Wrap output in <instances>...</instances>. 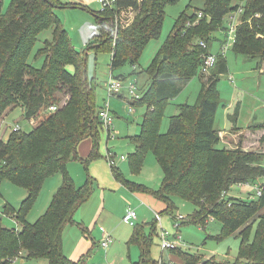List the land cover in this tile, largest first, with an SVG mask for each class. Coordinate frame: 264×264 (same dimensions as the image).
<instances>
[{
	"label": "trees",
	"instance_id": "obj_1",
	"mask_svg": "<svg viewBox=\"0 0 264 264\" xmlns=\"http://www.w3.org/2000/svg\"><path fill=\"white\" fill-rule=\"evenodd\" d=\"M11 1L5 11L4 1L0 0V117L15 105L24 106L26 119L46 111L32 130L12 131L7 140L0 136V183L12 181L28 191L19 212L13 211L12 206L3 208V215H13L20 228L3 226L0 216V264H11L15 257L46 258L49 264H93L89 252L79 260L66 255L62 238L65 224L91 197L94 187L90 175L84 185L78 186L68 171V163L78 158V147L87 138L93 139L94 145L83 162L89 165L98 158L99 127L103 126L94 82L84 72L83 54L75 48L68 29L54 13L55 7L73 4L59 0ZM178 1L117 0L113 7L99 13L96 49L112 48V68L127 62L135 66L149 41L161 35L166 7ZM203 1L199 10L202 16L194 10L193 15L188 11L189 16L183 14L176 19L173 31L146 70L150 81L146 90L130 102L144 105L146 110L140 133L130 138L135 150L129 154V160L132 170L139 172L147 153H153L164 178L161 188L151 192L166 203V212L172 213V198L176 194L197 206L182 224L204 226L211 216L222 222L221 233L213 238L220 241L231 235L241 238L240 252L233 262L218 261L215 257L204 259L198 253L183 251V264H264V213L257 215L264 210V151L218 145L221 130L215 127V120L221 100L217 84L221 74L229 72L226 55L222 51L218 54L211 69L214 76L204 79L200 70L205 54L211 52L208 44L201 45V40L211 38L215 31L225 30L224 18L240 9L232 49L235 54L259 59L260 64L264 62V0ZM125 8H131L136 16L125 26L117 25L112 41L114 16ZM50 28L53 36L45 39L44 45L49 43L51 49L47 53L46 47L37 51L36 56L43 55L44 62L35 67L28 58L39 34ZM198 70L202 72V87L197 102L179 104V112L172 115L168 130L161 132L166 105L198 75ZM64 91L70 98L63 106L55 104L60 99L59 93ZM52 105H57V109L50 111ZM250 127L263 130L264 121ZM109 157L116 178L124 180ZM54 172H61L63 182L46 212L31 223L27 219L29 210L45 177ZM124 184L136 188L132 181L124 180ZM234 184L259 185L263 193L256 199L231 197L229 192ZM154 221L155 230L156 218ZM130 238L128 245L137 244L141 252L132 264L160 263L151 252L152 233L147 234L143 225L135 226ZM161 262L166 264L163 259Z\"/></svg>",
	"mask_w": 264,
	"mask_h": 264
},
{
	"label": "rangeland",
	"instance_id": "obj_2",
	"mask_svg": "<svg viewBox=\"0 0 264 264\" xmlns=\"http://www.w3.org/2000/svg\"><path fill=\"white\" fill-rule=\"evenodd\" d=\"M3 10H8L11 0H3ZM67 3L68 0H59ZM89 5L85 7L64 5L54 8V13L60 18L64 28L68 29L72 43L75 48L83 54L84 72L89 81L94 82L96 89V104L98 110L109 105L115 118V136L109 138L106 127H99L98 158L86 165L84 158L93 151V139L87 138L78 147V158L71 159L68 171L78 186L84 185L88 181L89 175L94 179V187L91 197L82 204L75 212L73 219L64 226L62 238L64 240V250L73 260H79L87 252L93 250L94 260L98 264L108 262L112 264H131L132 260L140 255V248L137 244L128 245L129 237L135 226H144L147 234L152 233L153 241L151 252L156 260H165L166 264H183L185 253L200 254L204 259L215 257L218 261L236 260L240 252L241 238L231 235L224 239L216 240L212 236L221 233V220L213 217L207 218L205 225L182 224V220L177 219L178 215L190 218L197 209L191 201L176 194L172 198V213L166 212L164 204L151 191H157L163 183V169L156 161L153 153L149 151L144 160V166L139 172H134L131 168L129 154L133 152L134 145L130 141L132 136L140 133V123L143 120V113L146 106L132 105L130 102L137 96H141L149 84V74L147 68L154 61L155 56L165 43L170 33L174 29L175 21L181 15L189 16V10L199 11L204 4L203 0H179L169 4L166 9V17L163 24V31L158 38L149 41L143 49L139 61L134 65L127 62L125 65L112 68V48L97 50L95 47V37L100 33L99 22L100 11L103 4L100 0H87ZM194 11V13H195ZM185 12V13H184ZM199 15V14H198ZM136 14L131 8H125L117 12L115 17L114 30L110 35L114 40L116 27L131 23ZM231 14L223 20L226 28L215 31L211 38L203 39L207 41L210 51L215 55L221 53L222 47L226 49V61L228 73L221 74L218 81L220 92V104L216 113L215 127L220 131V147L233 149L241 146L246 151H264V129L256 130L251 125L264 121V62L260 64L259 59L235 54L233 44L236 33H229L231 25L229 23ZM239 19V14L236 17ZM236 22V20H234ZM189 24V19L186 21ZM53 36L52 28L43 30L39 34V40L28 58V61L36 66H42L43 55L36 56L38 50L46 47L45 53L51 49L49 43L45 44V39ZM207 49V50H208ZM72 69V67H70ZM193 77L184 87L183 91L172 102L166 105L163 112L161 132H166L170 126V119L173 114L179 112V104L196 103L201 91V71ZM204 79L215 75L214 70L204 73ZM111 75L120 78L123 89L122 96L113 94L109 96L106 82ZM135 84V94L130 93V86ZM60 98L57 105L63 106L70 98V94L59 93ZM46 111V110H44ZM36 118L26 119L24 106H13L0 117V136L8 139L13 131V127L19 125L21 131H30L42 121L43 112ZM89 146L84 149V146ZM116 151L115 163L117 170L121 173V178L132 181L136 188H128L124 180L116 178L112 165L107 160V148ZM61 172H54L45 177L39 190L38 197L30 208L27 219L29 222H36L46 209L50 206L54 193L61 186ZM259 183V182H258ZM229 196L241 197L244 199L258 198L255 185L234 184L230 189ZM28 197V191L12 181L3 180L0 183V216L2 224L8 228L20 225L13 215H3L4 206H12L13 211L19 212L21 203ZM130 208L137 211V225L128 224L124 220L125 213ZM161 213L160 222H155V213ZM264 210L257 215H262ZM253 219V217L251 218ZM102 227H104L115 238L111 250L98 246L102 238ZM167 231L168 237L174 240L180 236L181 246L176 249H162L161 232ZM238 232V231H237ZM251 233V238L254 237ZM86 243V245H85ZM179 248V249H177ZM177 250H181L180 254ZM185 253H184V252ZM179 253V254H178ZM189 258V257H187ZM14 264H49L48 259H17ZM160 264V263H159ZM162 264V263H161Z\"/></svg>",
	"mask_w": 264,
	"mask_h": 264
},
{
	"label": "built area",
	"instance_id": "obj_3",
	"mask_svg": "<svg viewBox=\"0 0 264 264\" xmlns=\"http://www.w3.org/2000/svg\"><path fill=\"white\" fill-rule=\"evenodd\" d=\"M117 0H100V2L103 4V8L102 10L106 9V8H109V7H113L115 5ZM101 10V11H102ZM242 12V9H240L239 12L235 13V14H232L230 16V18L232 20L229 21L230 25H231V28L229 30V33H236V30H237V24H238V20L236 19V17L238 16V14ZM200 16L203 15V12H200L199 13ZM234 20H236V22H234ZM201 45H203L204 47L207 46V42L204 41V40H201ZM222 53L225 54L226 53V49L225 47L223 46L222 47ZM218 60V55L217 54H213L212 52H209L207 54H205L204 58H203V61H202V64H201V71L204 72V73H207L209 72L212 68L215 67L216 65V62ZM106 88H107V91H108V94L109 96H112L113 94H119L122 92V82H121V79H118L116 77H114L113 75H111L110 79L106 82L105 84ZM130 93L132 94H135V90H136V87H135V84H132L130 87ZM136 95V94H135ZM137 96V95H136ZM57 105H52V107L50 108V111L52 110H56L57 109ZM99 117L100 119H102V122H103V125L106 127L107 129V133L109 135V138L110 137H114L115 136V133H114V116L110 110V107L109 105L107 106H104L100 109L99 111ZM13 131H21V128L19 125H16L15 127H13ZM110 154H108L107 157H109ZM110 158V157H109ZM111 163V161L109 162ZM255 189H256V194L257 196H261L262 193H263V189L259 186V185H255ZM155 218L157 220V222H160L161 221V218H162V214L161 213H158L156 212L155 213ZM125 220H127L128 223H131V225H136L137 224V211L136 209L134 208H130L128 210V212L126 213L125 217H124ZM177 219L179 220H183L185 219L184 216L182 215H178ZM162 238V241H161V247L162 249H176V247H180L181 246V242H180V236H176V239L172 240L170 239V237H168V232L167 231H162L161 232V236ZM101 243H100V246H102L103 248H108L114 241V238H112L111 234L107 231H104V234L101 238ZM20 257H15L11 260V264H14V262L19 259ZM161 260H160V264H161Z\"/></svg>",
	"mask_w": 264,
	"mask_h": 264
},
{
	"label": "crops",
	"instance_id": "obj_4",
	"mask_svg": "<svg viewBox=\"0 0 264 264\" xmlns=\"http://www.w3.org/2000/svg\"><path fill=\"white\" fill-rule=\"evenodd\" d=\"M62 2V1H61ZM67 3H72L73 5H79V4H84L85 6H88L89 5V1H87V0H68V2ZM79 7H81L80 5H79ZM82 8V7H81ZM88 144H86V146H84V149H86L87 150V148H88V146H89V142H87ZM107 148V152H106V154H107V156H108V154H110V157H112L113 159V163H115V155H117V152L115 151L114 153H113V151H112V149H110L109 147H106ZM134 150H135V148H134ZM133 150V151H134ZM112 153H113V155H112ZM89 156V155H88ZM87 156V157H88ZM87 157H85V158H87ZM84 158V159H85ZM108 160V159H107ZM108 163H109V161H108ZM111 164V163H110ZM116 164V163H115ZM161 200V199H160ZM162 202H163V204H164V208H167L166 206V203L163 201V200H161ZM125 215H126V213H125ZM125 215H124V217H125ZM123 217V218H124ZM137 217H138V214H137ZM125 220V219H124ZM126 221V220H125ZM129 224V223H128ZM130 225H131V223H130ZM104 231H107L104 227H102V233L104 234ZM108 232V231H107ZM133 233V232H132ZM111 234V233H110ZM103 236V235H102ZM111 236H112V234H111ZM131 237V236H130ZM129 237V238H130ZM112 238H113V236H112ZM131 239V238H130ZM129 239V240H130ZM102 240V239H101ZM129 240H128V242H129ZM101 243V242H100ZM100 243L98 244V246H100ZM115 243V238H114V241H113V243L108 247V248H106V252L108 253L110 250H111V248H112V246H113V244ZM85 245H86V243H85ZM101 247V246H100ZM93 250H92V252L90 253L91 254V256H90V262L91 263H93V264H98L97 263V261L96 260H94V257L92 256L93 254ZM66 254V253H65ZM141 254V253H140ZM66 255H68V254H66ZM140 256V255H139ZM139 257H137L136 259H134V260H137ZM134 260H132V262L134 261ZM132 262H131V264H132ZM105 264H112V263H110V262H108L107 261V263H105Z\"/></svg>",
	"mask_w": 264,
	"mask_h": 264
},
{
	"label": "water",
	"instance_id": "obj_5",
	"mask_svg": "<svg viewBox=\"0 0 264 264\" xmlns=\"http://www.w3.org/2000/svg\"><path fill=\"white\" fill-rule=\"evenodd\" d=\"M69 6H73V5H69ZM189 13L191 14V15H193L194 14V11L193 10H189Z\"/></svg>",
	"mask_w": 264,
	"mask_h": 264
}]
</instances>
